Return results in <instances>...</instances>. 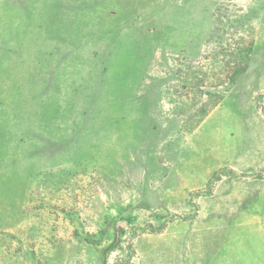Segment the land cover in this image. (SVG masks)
<instances>
[{
    "label": "rangeland",
    "instance_id": "374dc122",
    "mask_svg": "<svg viewBox=\"0 0 264 264\" xmlns=\"http://www.w3.org/2000/svg\"><path fill=\"white\" fill-rule=\"evenodd\" d=\"M0 264H264V0H0Z\"/></svg>",
    "mask_w": 264,
    "mask_h": 264
}]
</instances>
